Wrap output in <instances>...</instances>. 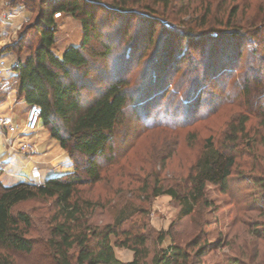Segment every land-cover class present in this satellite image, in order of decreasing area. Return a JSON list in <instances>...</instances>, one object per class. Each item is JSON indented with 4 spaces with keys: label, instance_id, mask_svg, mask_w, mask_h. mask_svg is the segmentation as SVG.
I'll return each instance as SVG.
<instances>
[{
    "label": "trees",
    "instance_id": "obj_1",
    "mask_svg": "<svg viewBox=\"0 0 264 264\" xmlns=\"http://www.w3.org/2000/svg\"><path fill=\"white\" fill-rule=\"evenodd\" d=\"M12 1L16 2V0ZM40 2L44 7L40 6L37 18L22 29L18 40L5 47V50L16 54L21 53L23 49L31 51L25 60L17 58L15 67L17 98H24L29 106L41 107V124L49 132L51 139L68 151L73 171L49 178L40 186L25 182L5 186L0 181V249L29 255L34 252L38 243H42L50 261L54 264H147L149 256L147 235L140 231L135 233L121 230L125 221L132 215L142 212L136 213L139 209L134 208L133 212L126 214L121 210L122 212L113 222L100 225L94 221V218L96 211L103 209L104 206L99 196L96 198L89 196L97 185L106 186L107 180L103 178L102 173L120 164L121 160L116 157L115 140L117 131L124 123L125 110L128 107L136 108L140 115L139 127L147 131L165 125L163 120L155 119L153 124L145 120L147 107L153 105L152 101L147 102V100L152 97L157 99L153 102L160 103V106L170 101L173 105L170 116L175 119L184 116L183 119L186 118L188 121L183 125L192 124L197 120L204 95H209L204 100L208 108L205 117L213 111L214 104L215 107L222 105L232 93H237L243 99L246 115L239 120L237 127L230 128L228 136H225L218 149L211 144V138L206 140V146L199 160L189 166L187 188L181 191L176 188H165V180L160 179L153 169L144 176L138 174L136 177L125 176L127 186L136 185L129 188L133 201L146 203L157 196L167 195L178 203L179 218L191 216L196 208L206 204L204 202L206 184L218 186L222 192H229L232 189L235 161L241 152L238 149L239 134L243 133L251 114L264 119V57L259 53V48H262L264 42V30L256 28L250 36H247V32L243 33L227 27L222 30L211 29L210 32L203 31L199 34L169 27L185 41V46L179 48V54H184L185 49L190 48L191 45L193 47L195 41L202 37L210 40L212 45V50L209 48L198 61L200 76H195L193 73L196 67L192 68L191 73L194 78L183 80L184 82L181 83L184 84V91L180 89L181 85L175 84V87H172L170 82L169 86L161 87L163 81L157 74L152 75L156 79L155 83L148 79L139 84L135 81L131 82L129 70L122 65L114 70V80L103 90H98L92 86L89 79L84 82L83 77H86L87 73L82 77L79 73L89 65L88 58L92 54L89 43L95 37L97 30L96 15L94 11L87 9L89 4L100 5L122 19L127 16L140 17L143 20L155 18L151 14L148 16L135 11L132 6L138 5V1L131 3L130 7L125 3L108 7L101 0H41ZM56 14H67L74 18L82 15L81 43L66 46L60 56L53 52L57 31L54 20ZM259 18L264 23V11ZM159 24L162 25L161 22ZM126 28L121 30L124 38ZM131 40H135L134 36ZM34 41L36 43L32 48ZM111 41L112 39L108 38L101 45L103 51L99 55L102 59H109L111 56L112 47L116 46ZM244 47H247L249 52L242 61ZM171 49L169 45L167 53L169 59L173 55ZM239 66H242L243 70L237 72ZM158 72L160 73L159 70ZM220 75H223L222 78L228 76L223 81L220 91L216 95L206 91L204 83L206 78ZM227 82L230 84V91L225 88ZM170 87L173 90H169ZM155 107L160 116L161 109ZM144 113L146 115L142 116ZM166 115L165 111L162 117ZM174 124L176 127L181 125V123ZM76 154H79L80 158L76 157ZM262 177L257 175L253 178V184L260 186V190L264 192ZM123 183L124 180L121 178L118 185L121 186ZM34 198L52 200L54 207V213L48 221V233L37 241L27 237L32 228L29 215L16 210L18 204ZM262 211L264 216V206ZM168 234V232L159 233L158 243H161ZM111 236L115 238L113 244ZM254 236L264 239L261 230H256ZM170 238L172 244L166 249L153 253L150 264H196L195 262L198 263L205 255L204 247L197 248L191 255L187 252L188 248L194 247L195 244L181 247L174 242L171 234ZM114 247L132 251V260L119 261L114 254Z\"/></svg>",
    "mask_w": 264,
    "mask_h": 264
},
{
    "label": "rangeland",
    "instance_id": "obj_2",
    "mask_svg": "<svg viewBox=\"0 0 264 264\" xmlns=\"http://www.w3.org/2000/svg\"><path fill=\"white\" fill-rule=\"evenodd\" d=\"M40 1L0 0V14L20 4L26 7L23 13L25 22L21 19L17 24V31L6 35L3 44L5 47L15 43L20 31L37 18L40 8L44 7ZM135 1H138V5L132 6L135 11L148 16L151 14L155 19L143 20L134 16L122 19L100 5L89 4L87 8L95 12L97 30L95 37L89 43L92 51L91 57L88 58L89 65L79 73L81 77L87 73L86 77H83L84 82L89 79L92 86L98 90H103L114 80V70L120 65L129 70L131 82L135 81L138 84L147 79L155 83L153 74L162 78L161 87H166L169 82L172 83L170 85L172 87H175V84L180 86L183 80L192 79L194 75L200 76L198 61L209 48L212 50L211 41L202 37L195 41L193 47L191 45L190 48L185 49L184 54H179V48L185 46V41L169 27L193 31L197 34L227 27L243 33L247 32V36H250L256 28L264 30V23L259 18L264 11V0H101L108 7L118 3H125L130 7ZM81 18L82 15L76 18L67 14L54 16L57 31L53 52L57 56L63 53L66 46L81 43L83 37ZM125 27L127 28L124 38L121 30L123 31ZM133 36L134 41L131 40ZM108 38L112 39L111 42L116 46L112 47L113 52L109 59H102L99 55L103 51L101 45ZM35 43L36 41L32 44V48ZM169 45L173 54L171 59L167 57ZM263 48L264 42L262 48H259L262 57H264ZM242 50L241 60L244 61L249 49L244 47ZM30 53V50L23 49L21 53L14 54L17 58L25 60ZM195 67L193 75L191 69ZM242 70L243 67L239 66L237 72ZM220 76L206 78L205 90L216 95L222 88L223 81L228 78V76L223 78V75ZM226 84V90L230 91V84L228 82ZM172 87L169 90H173ZM180 89L184 91V84ZM208 96L202 97L199 117L189 125H183L188 121L186 118L183 119L184 116L177 119L170 116V109L173 106L170 101L160 106V103L153 102L157 100L154 99L155 97L148 99L147 102L152 101L153 105H149L145 112L147 115L144 113L142 116L146 115L145 120L152 124L155 119L163 120L165 125L147 131L139 127L140 115L136 108L128 107L124 113V123L117 131L115 140L116 157L121 160L120 164L103 172L102 176L107 180L106 186L97 185L91 192L92 195H89L95 198L99 196L104 206L103 209L96 211L94 218V221L100 225L113 222L122 211L129 214L136 208L139 209L136 213L142 212L132 215L123 223L121 230L135 233L140 231L147 235L149 248L147 264H150L153 253L166 249L172 244L170 234L174 242L181 247L195 244L194 247L188 248L187 252L191 255L197 248H205V255L198 263L195 262L196 264H264V239L254 236L256 230H261L264 236L262 214L264 192L260 190V186L253 184V178L264 175L263 118L251 114L243 133L239 134L238 149L241 152L235 161L232 189L229 192H222L220 187L206 184L204 188L206 204L196 208L191 216L179 218L178 203L167 195L157 196L146 203L133 201L129 188L136 185H126V175L144 176L153 169L160 179L165 180V188H176L178 191L187 188L186 178L189 168L199 160L206 146V140L211 138V144L218 149L225 136H228L230 128L237 127L239 120L246 115L243 99L237 93H232L222 105L215 107L214 104L213 111L205 117L208 108L204 100ZM155 106H160V116ZM165 111L168 117H162ZM174 123L181 125L176 127ZM53 142L55 140L52 139L49 143ZM58 151L68 156V151L61 146ZM79 156L76 154V157L80 158ZM121 178L124 183L120 186L118 181ZM25 183L43 185L33 180ZM81 195L86 197L85 194L81 193ZM16 210L28 214L31 219L32 228L27 237L37 241L47 235L48 221L54 213L52 200L34 198L18 204ZM162 232L169 234L158 243V234ZM110 239L113 244L115 238L111 236ZM113 250L116 258L121 262H127L128 257H133L132 251L128 249L114 247ZM3 261L6 262L5 264H54L50 261L42 243H38L34 252L29 255L0 249V264Z\"/></svg>",
    "mask_w": 264,
    "mask_h": 264
},
{
    "label": "crops",
    "instance_id": "obj_3",
    "mask_svg": "<svg viewBox=\"0 0 264 264\" xmlns=\"http://www.w3.org/2000/svg\"><path fill=\"white\" fill-rule=\"evenodd\" d=\"M20 22L21 18L17 16L11 27L0 26V61L6 66V71L0 74V116L7 115L12 118L18 128L13 137H17L22 130L29 105L24 98H17L15 67L18 59L13 52L5 50L3 44L6 36L1 32H6L7 35L16 32ZM3 136L0 129V181L3 185L12 186L28 180L44 184L49 178L72 171L68 156L58 151L60 144L57 141L49 143L51 136L42 124L37 131L26 136V140L35 144L36 153L31 157L7 148L3 145ZM34 169L37 170L36 175L33 174ZM131 257L126 261H131Z\"/></svg>",
    "mask_w": 264,
    "mask_h": 264
},
{
    "label": "built area",
    "instance_id": "obj_4",
    "mask_svg": "<svg viewBox=\"0 0 264 264\" xmlns=\"http://www.w3.org/2000/svg\"><path fill=\"white\" fill-rule=\"evenodd\" d=\"M26 7L23 4L18 5L16 8L8 10L3 14H0V26L11 27L13 19L19 16L22 22H25L23 13ZM3 36H6V32H1ZM6 71V66L3 61H0V74ZM41 107L38 105H30L27 110L26 119L22 130L17 137L13 135L17 132L18 128L14 124L12 118L7 115L0 116V129L3 133V145L12 151H18L25 154L28 157L33 156L36 153L35 144L29 140H26L27 134L33 133L38 130L41 125ZM33 174H37V170H33Z\"/></svg>",
    "mask_w": 264,
    "mask_h": 264
}]
</instances>
